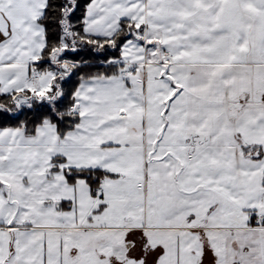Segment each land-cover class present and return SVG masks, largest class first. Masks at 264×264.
I'll list each match as a JSON object with an SVG mask.
<instances>
[{
  "label": "snow or ice",
  "instance_id": "obj_1",
  "mask_svg": "<svg viewBox=\"0 0 264 264\" xmlns=\"http://www.w3.org/2000/svg\"><path fill=\"white\" fill-rule=\"evenodd\" d=\"M0 264H264V0H0Z\"/></svg>",
  "mask_w": 264,
  "mask_h": 264
}]
</instances>
